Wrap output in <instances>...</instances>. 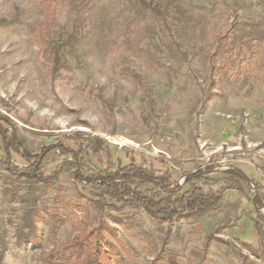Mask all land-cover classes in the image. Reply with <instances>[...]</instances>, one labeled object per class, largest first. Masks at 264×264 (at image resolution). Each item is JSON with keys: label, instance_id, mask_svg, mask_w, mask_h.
I'll list each match as a JSON object with an SVG mask.
<instances>
[{"label": "rangeland", "instance_id": "1", "mask_svg": "<svg viewBox=\"0 0 264 264\" xmlns=\"http://www.w3.org/2000/svg\"><path fill=\"white\" fill-rule=\"evenodd\" d=\"M152 3L160 13L140 0H0V112L30 153L102 139L106 150L79 159L83 175L134 160L182 184L205 168L194 182L207 189L235 165L244 192L226 189L197 219L160 220L97 205L58 149L40 169L50 182L20 176L0 140V264H75L83 256L65 246L101 220L116 228L112 264H261L241 243H257L251 198L264 197V0ZM10 164L27 161L12 152Z\"/></svg>", "mask_w": 264, "mask_h": 264}, {"label": "trees", "instance_id": "2", "mask_svg": "<svg viewBox=\"0 0 264 264\" xmlns=\"http://www.w3.org/2000/svg\"><path fill=\"white\" fill-rule=\"evenodd\" d=\"M152 1L140 0V3L144 8L160 13L157 5L153 4ZM54 57L57 61L55 64H58L61 55L58 53ZM76 136V148L57 143L43 145L38 153H30L24 148L23 140L17 135L15 124L10 117L0 112V140L7 168L12 169L20 176L23 175L47 183L54 178L55 173L41 176L40 169L43 160L55 149L63 153L67 152L71 155V160H68L65 164L74 166L72 171L74 180L93 188L95 196H97V199H93L99 206H102L103 201H106V199H112V207L118 209L128 205L141 207L160 220L197 219L213 208L221 198L223 191L235 188L243 193L244 189L241 181L249 182L247 175L240 167L230 165L225 170L227 173L225 181L217 188L208 187L205 189L202 185L194 182V180L204 177V174L208 171L205 168H197L185 173L186 177L183 183L178 184L171 182L172 174L169 169H156L151 165L143 166L134 160L118 166L114 170L102 169L83 175L79 169V159L90 153L98 155L103 152L106 150L105 142L94 136L84 142L79 139L81 137L80 133H77ZM12 152L23 156L27 161V166L23 168L13 167L10 164ZM146 184L152 186L145 189L140 188V186ZM186 184L188 187L183 189V185ZM251 199L256 211V215L252 219L258 242L256 244L242 242L241 244L249 255L264 264V212L261 210V207L264 206V197L255 192ZM110 217L115 223L121 222V219L117 216ZM108 233L115 239L117 238L116 228L107 221L101 220L88 232L74 236L65 248L71 250L73 254L83 256L76 260L75 264H112L104 247L114 248L116 246L111 239H108ZM215 237L209 234L203 249H206L208 241L212 238L215 239ZM102 238L107 239L105 245L101 243ZM244 257L247 261H252L250 256L244 255Z\"/></svg>", "mask_w": 264, "mask_h": 264}, {"label": "crops", "instance_id": "3", "mask_svg": "<svg viewBox=\"0 0 264 264\" xmlns=\"http://www.w3.org/2000/svg\"><path fill=\"white\" fill-rule=\"evenodd\" d=\"M252 226H253V228L255 229V227H254V225H253V219H252ZM255 233H256V229H255ZM256 236H257V233H256ZM207 237V236H206ZM257 238H258V236H257ZM245 242V241H244ZM258 242V241H257ZM246 243H250V242H246ZM251 244H253V243H251Z\"/></svg>", "mask_w": 264, "mask_h": 264}, {"label": "built area", "instance_id": "4", "mask_svg": "<svg viewBox=\"0 0 264 264\" xmlns=\"http://www.w3.org/2000/svg\"><path fill=\"white\" fill-rule=\"evenodd\" d=\"M117 142V141H116ZM117 143H119V142H117Z\"/></svg>", "mask_w": 264, "mask_h": 264}]
</instances>
